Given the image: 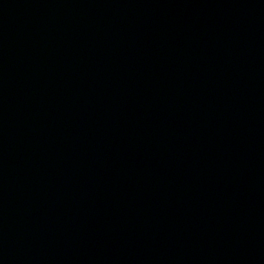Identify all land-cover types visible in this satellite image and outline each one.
<instances>
[{
    "label": "water",
    "instance_id": "1",
    "mask_svg": "<svg viewBox=\"0 0 264 264\" xmlns=\"http://www.w3.org/2000/svg\"><path fill=\"white\" fill-rule=\"evenodd\" d=\"M0 264H264V0H0Z\"/></svg>",
    "mask_w": 264,
    "mask_h": 264
}]
</instances>
